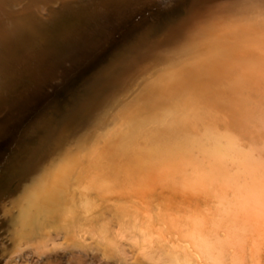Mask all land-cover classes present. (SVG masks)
<instances>
[{
	"label": "bare ground",
	"instance_id": "1",
	"mask_svg": "<svg viewBox=\"0 0 264 264\" xmlns=\"http://www.w3.org/2000/svg\"><path fill=\"white\" fill-rule=\"evenodd\" d=\"M262 37L264 0H0V264H264Z\"/></svg>",
	"mask_w": 264,
	"mask_h": 264
},
{
	"label": "snow or ice",
	"instance_id": "2",
	"mask_svg": "<svg viewBox=\"0 0 264 264\" xmlns=\"http://www.w3.org/2000/svg\"><path fill=\"white\" fill-rule=\"evenodd\" d=\"M262 39H264V37H262ZM152 101L151 100H145L144 101V108L148 109L152 106ZM224 114H225V119L228 118V116H230L231 114L228 113V105L225 103V107H224ZM233 121L236 123V134L239 138L243 139L245 132L244 129L242 127L239 126V122H238V118L237 117H232ZM153 127H157V125H153ZM159 128H165V127H169L171 128V125H168L167 121H164L162 123H160L158 125ZM154 138L153 139H149L145 141V145L143 148H139L138 147V152L139 153H147L149 155L155 156L157 155V152L154 151V149L152 147H149V144H155L156 145V149H159L162 144L167 140L166 137L160 135L159 133H154L153 134ZM156 137H158V141L157 139H155ZM258 150L261 153H264V139H262L261 144L258 147ZM250 155L255 156V150H250ZM142 159V157L140 155L137 154V152H132V153H125L123 155H121L120 153H117L113 156H110L107 160L104 161V163L106 164H111L113 167L116 168H122L125 164L129 165V166H138L139 165V161ZM157 163H159L160 161H156ZM184 190L186 192H196L197 188L195 186V183L192 186L189 185H185L184 186ZM260 217L261 219H264V204L261 205V211H260Z\"/></svg>",
	"mask_w": 264,
	"mask_h": 264
}]
</instances>
